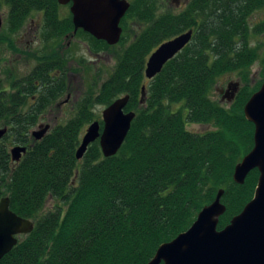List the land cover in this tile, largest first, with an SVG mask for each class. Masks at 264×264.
Masks as SVG:
<instances>
[{"label":"trees","instance_id":"16d2710c","mask_svg":"<svg viewBox=\"0 0 264 264\" xmlns=\"http://www.w3.org/2000/svg\"><path fill=\"white\" fill-rule=\"evenodd\" d=\"M0 1L9 9L12 34L41 13L42 42L53 44L30 75L12 83V91L4 90L0 77V125L8 130L0 141V201L8 198L11 211L35 225L0 264H149L163 244L190 229L219 191L226 207L219 231L253 200L258 170L242 186L233 175L254 147L255 127L244 107L263 84L264 61L262 80L254 86L251 68L260 54L249 44L248 19L264 9V0H192L180 14H159L158 0H137L121 21L123 35L114 47L83 31L74 35L72 15L62 17L57 0ZM134 20L141 31L129 42L125 35ZM189 31V45L147 80L151 54ZM73 36L91 42L94 53L124 48L98 94L84 96L67 124L36 141L30 129L69 93L60 53L65 38ZM233 74L241 87L226 107L213 92L219 79ZM125 96V112L136 117L119 153L105 158L97 141L77 160L87 126H103L94 107ZM191 125L212 130L197 133ZM9 142L27 148L20 162L12 160Z\"/></svg>","mask_w":264,"mask_h":264},{"label":"water","instance_id":"95a60500","mask_svg":"<svg viewBox=\"0 0 264 264\" xmlns=\"http://www.w3.org/2000/svg\"><path fill=\"white\" fill-rule=\"evenodd\" d=\"M57 2L60 6L71 5L75 31L83 30L110 47L120 43L123 34L121 21L130 9L126 0ZM2 25L0 16V31ZM192 38L193 31H189L162 44L146 63V79L151 81L157 77L165 65L189 45ZM145 98L146 89L143 88L142 105ZM129 99V96L121 97L104 109L103 126L99 121L88 126L76 152L77 160H82L91 144L97 141L105 158L119 153L136 117L134 112H125ZM244 115L255 127L254 147L235 167L233 180L242 186L249 174L258 170L259 179L253 200L227 227L219 231V219L226 212L222 203L224 191H219L215 201L202 209L190 229L172 242L163 244L149 264H264V82L245 105ZM50 129V125L40 126V130L33 133V138L43 140ZM7 133L6 128L0 129V141ZM26 153L24 146L14 147L10 152L14 162H20ZM34 226L33 221L11 211L8 198L0 201V261L15 248L19 237L34 231Z\"/></svg>","mask_w":264,"mask_h":264},{"label":"rangeland","instance_id":"374dc122","mask_svg":"<svg viewBox=\"0 0 264 264\" xmlns=\"http://www.w3.org/2000/svg\"><path fill=\"white\" fill-rule=\"evenodd\" d=\"M177 0H158V13L171 12L180 14L185 9L189 0H181L180 5ZM8 7L0 1V16L3 19L2 29L0 31V77L4 80V90L12 91V83L16 80L27 77L38 65L39 57L43 56L52 43L42 42L43 16L41 13H35L27 21L20 32L12 34L8 29L7 17ZM62 17L69 13V7L60 9ZM249 44L259 49L260 59L251 68L252 84L262 80V70L264 61V32L260 33L259 28L264 26V9L256 11L249 19ZM131 27L125 37L132 40L135 33L141 31V27L136 21H129ZM130 42V41H129ZM49 47H47V45ZM91 42L85 38H65L61 45L60 57L67 61L66 83L69 93L55 102L40 117L39 122L30 129V135L34 131H39L40 125H50L51 130L57 126H63L74 117L76 104L90 92L98 94L101 85L106 82L113 73L116 66V53H119L124 46H119L112 51H103L94 53L90 50ZM51 49L48 50L50 54ZM238 84V90L241 83L236 75H225L219 79L214 92L213 98L221 102L224 106L229 107L232 101H223L220 96V90L227 91L232 95L234 84ZM236 91L235 95L237 94ZM106 107L96 105L94 113L102 120V112ZM176 109H181L177 106ZM187 113V112H186ZM89 126V125H88ZM87 126V128H88ZM0 128H3L0 125ZM86 128V129H87ZM189 130L197 133H206L212 130L210 127L191 125ZM9 149L14 146L7 143Z\"/></svg>","mask_w":264,"mask_h":264},{"label":"flooded vegetation","instance_id":"af4514ba","mask_svg":"<svg viewBox=\"0 0 264 264\" xmlns=\"http://www.w3.org/2000/svg\"><path fill=\"white\" fill-rule=\"evenodd\" d=\"M127 2H129V4H130V6L134 3V2H136L137 0H126ZM192 0H189L188 1V3L185 5V8L184 9H186V7L188 6V4L191 2ZM179 5H180V2H181V0H177L176 1ZM61 7H69V12L71 13V11H70V8H71V5H68V6H61ZM159 14H162V13H159ZM72 15V14H71ZM3 20V19H2ZM72 21H73V16H72ZM23 30H24V28H23ZM78 31H83V30H78ZM78 31H74V35H76L77 34V32ZM84 32V31H83ZM86 33V32H85ZM42 35L44 34V30L42 29V33H41ZM74 37V36H73ZM72 37V38H73ZM75 38V37H74ZM62 52V51H61ZM61 54V53H60ZM62 59H64L63 57H62ZM17 81H19V80H17ZM232 90H233V92H232V94H233V96H231V95H228L229 93L226 91H223V90H220L219 92H220V96H221V98H222V100L223 101H232V100H234L235 99V93H236V91L238 90V86L236 87V85L234 86V88L232 87L231 88ZM40 126H42V125H40ZM40 126H39V130H40ZM0 129H2V128H0ZM51 130V129H50ZM34 132H36V131H34ZM33 132V133H34ZM33 133H32V137H33Z\"/></svg>","mask_w":264,"mask_h":264}]
</instances>
